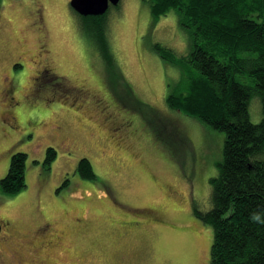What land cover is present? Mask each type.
Returning a JSON list of instances; mask_svg holds the SVG:
<instances>
[{
	"label": "rangeland",
	"instance_id": "obj_1",
	"mask_svg": "<svg viewBox=\"0 0 264 264\" xmlns=\"http://www.w3.org/2000/svg\"><path fill=\"white\" fill-rule=\"evenodd\" d=\"M107 12L113 63L82 33L70 0H0V180L12 154H28L27 186L0 188V217L19 236L54 223L61 236L44 237L55 245L42 248L41 264H210L213 229L193 205L210 206L225 134L167 105L185 78L152 47L187 54L189 34L174 11L154 21L147 0ZM44 43L51 52L38 56ZM42 60L51 76L36 77ZM12 95L15 125L3 113ZM251 109L259 122L256 100ZM48 147L57 151L49 167ZM82 157L98 181L75 173ZM22 249L4 244L0 264L38 263Z\"/></svg>",
	"mask_w": 264,
	"mask_h": 264
},
{
	"label": "trees",
	"instance_id": "obj_2",
	"mask_svg": "<svg viewBox=\"0 0 264 264\" xmlns=\"http://www.w3.org/2000/svg\"><path fill=\"white\" fill-rule=\"evenodd\" d=\"M147 1L154 21L174 11L190 39L183 55L160 42L152 46L185 78L184 85L179 81L172 87L167 105L225 134L218 173L209 180L210 206L193 205L195 217L213 229L210 264H264V0ZM107 13L76 12L82 33L113 63ZM253 100L262 112L259 122L251 118ZM56 152L48 147L45 166H51ZM27 159L25 152L12 154L0 180L4 194L27 186ZM75 173L98 181L86 157L79 159Z\"/></svg>",
	"mask_w": 264,
	"mask_h": 264
},
{
	"label": "flooded vegetation",
	"instance_id": "obj_3",
	"mask_svg": "<svg viewBox=\"0 0 264 264\" xmlns=\"http://www.w3.org/2000/svg\"><path fill=\"white\" fill-rule=\"evenodd\" d=\"M46 36L44 35L43 37H46ZM50 52L51 51L47 48V46L44 43L40 46V51H38V56H43V55H46ZM22 54H23L22 56L24 57V55L28 54V53L24 52ZM23 57H18L17 59L23 58ZM40 62H41V65H40V68L37 69L36 77H38L40 75L51 76L52 73L55 71V69L53 67H51V65L49 64L50 62H47L46 60H45V62H44V60H42ZM11 65L13 66V63H11ZM9 84H10V87L5 89L6 90V94H5L6 98H8L9 94H11V93H13V91H15V87L13 88V84H12L11 79L9 81ZM13 99H15V96H13V95L10 96V99L7 103L8 108L3 110V113L5 115L6 114L9 115L8 119L4 118V121L9 123L10 125H15L13 122L18 121V115L16 113V108H13L14 107ZM51 225H54V223H52L50 220L44 221L43 223H40L39 225H37V227L34 228L35 231H32V233H29V234L24 233V234H22V236H19L20 229H16V227H14V224H9V222H7V220L4 217H0V251L4 247V244L8 245L9 248L19 249V250H16L15 252H19L22 247H25V249H22V250H28L31 253L30 254V255H32L31 256V263L34 260H37L38 261L37 264H41L42 262L38 258H40L42 255V251H43L42 248L43 247L53 248V246L55 245L53 242L54 240H46L45 241V239H44V237H46V235H53L54 231L56 230V228L55 227L52 228ZM46 227H49V230H46ZM24 229L25 228H23V230ZM55 233L57 234L55 236H58V239H59V236H61V234H58L56 231H55ZM58 239L56 242H59ZM4 241H5V243H3ZM51 264H56V263H51Z\"/></svg>",
	"mask_w": 264,
	"mask_h": 264
},
{
	"label": "water",
	"instance_id": "obj_4",
	"mask_svg": "<svg viewBox=\"0 0 264 264\" xmlns=\"http://www.w3.org/2000/svg\"><path fill=\"white\" fill-rule=\"evenodd\" d=\"M120 0H70V6L80 15H102Z\"/></svg>",
	"mask_w": 264,
	"mask_h": 264
}]
</instances>
